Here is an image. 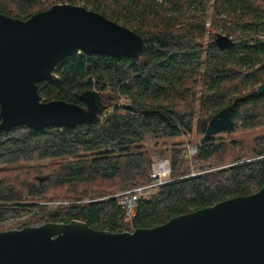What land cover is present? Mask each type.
I'll use <instances>...</instances> for the list:
<instances>
[{"label":"trees","instance_id":"1","mask_svg":"<svg viewBox=\"0 0 264 264\" xmlns=\"http://www.w3.org/2000/svg\"><path fill=\"white\" fill-rule=\"evenodd\" d=\"M215 13L231 15L228 37L264 29L260 0H216ZM198 0H0V13L28 20L57 4L84 6L128 27L146 41L138 59L75 54L57 66L51 80L38 84L46 102L65 101L85 107L86 91L100 93L101 120L75 128L51 127L35 131L18 127L0 132V221L31 215L22 228L37 223L79 220L96 230L113 233L155 228L171 219L252 195L264 187V158L248 162L247 152L235 153L238 164L223 170L190 176L185 143L167 148L171 183L149 200H142L130 221L116 200L95 199L129 191L151 182V156L144 144L152 140L181 139L196 130L205 135L212 118L239 100L233 111L234 130L264 127V96L256 85L264 82V42L250 36L231 38L234 46L221 50L209 43L210 64L201 98L203 115L194 123V71L204 53L205 22H190ZM189 14V15H188ZM184 27H179L183 20ZM224 35V34H221ZM225 35V36H227ZM256 71L246 70V66ZM252 81L249 96L244 85ZM122 98L128 104L119 106ZM213 107L212 113L207 110ZM227 143L211 138L198 146L196 172L220 164ZM136 152H131L130 149ZM238 145L234 144L233 152ZM252 155L264 156V138L256 139ZM51 160L48 165L25 166ZM15 167V168H9ZM87 199L92 202L84 203ZM42 203H60L53 210Z\"/></svg>","mask_w":264,"mask_h":264},{"label":"water","instance_id":"2","mask_svg":"<svg viewBox=\"0 0 264 264\" xmlns=\"http://www.w3.org/2000/svg\"><path fill=\"white\" fill-rule=\"evenodd\" d=\"M214 43L234 46L221 34ZM145 47L142 36L84 6L57 4L28 20L0 13V132L98 123V91L82 94L83 107L46 102L38 84L79 52L136 60ZM257 94L264 96V83ZM238 101L212 118L201 145L233 133ZM0 264H264V187L133 232L96 230L79 220L0 231Z\"/></svg>","mask_w":264,"mask_h":264},{"label":"rangeland","instance_id":"3","mask_svg":"<svg viewBox=\"0 0 264 264\" xmlns=\"http://www.w3.org/2000/svg\"><path fill=\"white\" fill-rule=\"evenodd\" d=\"M262 4H264V0H260ZM217 1L216 0H198V2L192 6V11L196 15L195 18H193L190 22L194 24H199V20L197 19L200 18L205 22V27L206 30L204 32V53L202 55V60L201 63L197 66L196 70L194 71V79H196V83L193 85V93L196 95V100H195V106H196V113L194 115V123H198L200 120L201 116L203 115V106H202V96L204 92L208 89H210V85L206 83V78H207V68L208 65L210 64V56H209V43L211 41H215L216 35L217 34H224L227 35V30L228 27L231 26V15L229 16L228 13L225 12H220L218 15L215 13ZM189 15V14H188ZM189 22L188 19L183 20L181 24H179V27H184V25ZM234 37L230 38H239V36H250L253 37L255 42L256 40H260L264 42V29L259 30V31H246L245 33L239 34V36L235 34H232ZM228 36V35H227ZM260 63H258L255 67H250L246 66L245 69L249 71H256L260 68ZM56 76V75H55ZM264 82L261 81L258 85H256V89L260 85H262ZM252 88V81L250 80L244 85L243 89V96H249L250 90ZM127 100L125 98H122L119 102V106L126 105ZM213 107L207 110L208 113H212ZM214 142L220 144V143H227L228 145V153L225 155L223 158L222 162L213 169L206 171V172H196L195 167H194V162L193 159L197 156V150L198 146L200 144V140L202 139L200 136L197 135L196 130L193 132L192 135H184L182 136L181 139H160V140H152L144 144V151L147 152L152 160V169L153 165L161 160L164 159H169V152L167 148H173L175 144H178L180 142H184L185 149L187 150V153L193 150L194 148L195 153L191 158L185 157L186 160H188L187 166L191 168L192 173L190 176H197V175H202L204 173H212L215 171L223 170L228 167H231L235 164H238V160L235 157V153H244L248 155L247 161H253L255 159H260L264 158V156L261 157H256L253 156L252 154V148L255 145L256 139L258 138H264V127H260L257 129H252V130H245L242 129L241 127L236 128L233 130L232 134H227L226 132H221L217 136L213 137ZM234 144L238 145L237 151L233 152V150H230V148H233ZM131 152H136L134 149H130ZM244 151V152H243ZM52 161L51 160H39L35 162H30L25 166H35V165H41L45 166L50 164ZM9 168H15V167H9ZM113 195V194H112ZM110 196V195H108ZM107 197V196H105ZM101 197L99 199L105 198ZM95 199V200H99ZM90 200V199H87ZM43 205H47L49 210L56 209L60 203H42ZM31 215H26V216H9L7 217L4 221H0V231H8V230H15V229H22V225L24 222L30 217ZM45 224L43 223H37L33 226H41Z\"/></svg>","mask_w":264,"mask_h":264},{"label":"built area","instance_id":"4","mask_svg":"<svg viewBox=\"0 0 264 264\" xmlns=\"http://www.w3.org/2000/svg\"><path fill=\"white\" fill-rule=\"evenodd\" d=\"M79 54H82V52H79ZM127 103H129L128 100ZM195 150L196 149L194 148L188 152L185 157L191 158L194 155ZM171 172L170 160H161L153 165L151 182L149 184L136 187L129 191L113 194L99 200H94L93 202L116 200L117 206L125 213L126 218L132 221L136 216L138 205L142 200L151 199L160 191L163 186L173 181L171 179ZM87 202L92 201H84V203Z\"/></svg>","mask_w":264,"mask_h":264}]
</instances>
